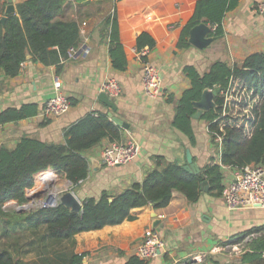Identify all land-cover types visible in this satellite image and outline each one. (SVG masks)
<instances>
[{"label":"crops","instance_id":"1","mask_svg":"<svg viewBox=\"0 0 264 264\" xmlns=\"http://www.w3.org/2000/svg\"><path fill=\"white\" fill-rule=\"evenodd\" d=\"M9 1L0 0V16H7ZM11 1L17 13V6L27 0ZM90 1L95 3H74L65 11L67 19L79 22L81 43L75 55L62 62L61 72H57L56 66L35 61L32 55L27 57L16 77L8 78L0 71V114L27 104L36 105L38 110L37 115L28 119L0 125V148L12 150L27 136L64 143V131L78 120L90 113L112 112L129 125V130L123 129V141H136L140 146L139 155L130 164L111 168L102 162V150L109 144L108 140L86 151L84 156L90 164L88 180L70 190L81 202L87 197H99L103 191L119 194L142 182L154 166L156 156L186 166V152L190 150L200 169L214 163L221 165L223 143L212 142L208 124L201 119L193 120L195 146L172 125L176 103L191 87L184 68L192 66L203 75L215 62L241 63L250 55L264 53V18L258 12L263 0H240L238 7L224 17L223 36L204 50L192 45L178 47L199 0L117 2L120 41L128 61L125 71L113 68L109 41L101 32V24L113 11L114 3ZM142 33L156 41L153 49H144L149 52L145 60L137 51V39ZM143 61L157 68L160 74L162 93L155 98L144 89ZM108 78H115L122 87L121 96L112 100L117 105L116 112L99 100L101 86ZM56 80H61L62 93L69 98L71 109L61 118H45L43 108L57 93ZM169 98L174 102L170 103ZM222 168L225 187L240 177V169ZM34 190L35 187L26 190V204L31 203ZM20 206L11 201L4 209L10 211ZM153 213L160 220L156 231L161 234L165 249L149 264H250L243 261L246 246L264 235V208L229 210L223 195L215 197L209 192L203 193L197 203L189 204L182 193L175 191L167 208L135 209L132 212L135 221L79 234L76 253L89 254L86 264H125L135 256L145 231L152 229ZM236 237H244V241L230 245Z\"/></svg>","mask_w":264,"mask_h":264},{"label":"trees","instance_id":"2","mask_svg":"<svg viewBox=\"0 0 264 264\" xmlns=\"http://www.w3.org/2000/svg\"><path fill=\"white\" fill-rule=\"evenodd\" d=\"M111 1L113 11L104 18L101 32L109 41L113 68L125 71L128 61L116 14V3L122 0ZM74 3L93 5L95 1L27 0L17 6V13L6 16L5 23L1 22L4 16H0V71L14 78L32 55L35 61L56 66L57 72H61L70 50L81 43L79 22L64 16ZM239 3L240 0H199L178 47H191L190 31L201 23L211 26L212 36H223L224 17ZM155 45L156 41L147 33L137 39L138 52L151 50ZM184 74L191 87L176 103L172 125L195 146L192 122L198 110L194 102L201 99L205 90L221 89V95L215 99L216 108L202 113L200 119L208 124L212 142L218 136L223 139L222 166L210 164L200 169L199 174H191L178 162L156 156L154 166L142 182L119 194L103 191L99 197H87L79 213L59 204L23 212L8 211L4 209L8 202L16 201L21 206L27 203L26 190L35 186V176L43 171L53 169L73 186L87 181L90 164L84 153L104 140L122 142L124 130L108 114L90 113L64 131V143L23 137L12 150L0 148V264H27L25 259L29 255L34 256V264H84L89 254L76 253L79 234L135 221L132 214L135 209L167 208L175 191L182 193L189 204L197 203L204 193V182H208L211 195L222 197L223 166L240 169L251 164L264 165V53L250 55L241 63L215 62L203 75L187 66ZM169 101L174 102L173 98ZM37 112L33 104L8 109L0 114V125L28 119ZM243 241L244 237H236L229 244ZM246 249L243 261L264 264V235L249 242ZM125 264H149V261L134 256Z\"/></svg>","mask_w":264,"mask_h":264},{"label":"built area","instance_id":"3","mask_svg":"<svg viewBox=\"0 0 264 264\" xmlns=\"http://www.w3.org/2000/svg\"><path fill=\"white\" fill-rule=\"evenodd\" d=\"M258 12L264 18V0L258 5ZM76 53L75 48L69 52V57H73ZM147 50H142L140 56L146 58L148 55ZM144 62V89L147 95L150 97H157L162 93V83L160 74L157 68L153 67L150 63ZM56 95L48 100L43 108V115L45 118H61L68 114L71 109V102L67 96L62 93V82L56 80L54 82ZM101 92L105 93L111 100L118 99L122 94V87L118 80L115 78L106 79L102 86ZM216 142L222 144V137L218 136L215 139ZM140 152L139 144L134 140L122 141L120 143H109L102 150V162L107 167H118L127 165L136 160ZM53 174L55 180L60 177L59 173L53 169H49L37 174L34 178L35 190L42 188V178ZM86 181H81L77 186H81ZM49 183V184H50ZM47 186L44 187L46 189ZM53 186V185H52ZM74 186V187H77ZM46 192V191H45ZM48 200L54 198V204L33 202L24 206L25 209L40 207V208H52L58 205L59 193L56 194L53 191H49ZM62 193V191H61ZM60 193V194H61ZM223 200L226 207L229 210L248 209V208H264V169L260 165L251 164L244 168H240V177L231 182L223 192ZM35 203V204H34ZM20 207H16L15 210L19 211ZM165 249V242L163 241L161 234L148 228L145 231L144 237L135 252V256L141 260H153L160 256L161 252ZM237 250V248H235ZM264 259V253L262 254Z\"/></svg>","mask_w":264,"mask_h":264},{"label":"water","instance_id":"4","mask_svg":"<svg viewBox=\"0 0 264 264\" xmlns=\"http://www.w3.org/2000/svg\"><path fill=\"white\" fill-rule=\"evenodd\" d=\"M16 10L12 4V1H9V6L6 9V14L11 15L15 14ZM6 16H4L1 20L2 23H5ZM211 27L206 23H201L194 28L191 29L190 35H189V43L199 49L204 50L205 48L209 47L211 44H213L219 37L211 36ZM222 90L216 89V90H205L202 94V97L199 101L194 102V107L198 110V112L194 115V119H200L202 116V113L208 112L212 109L216 108V102L215 99L221 95ZM99 100L112 109L113 112H116L117 105L115 102H113L105 93H101L99 96ZM109 118L120 128L124 130H129V125L125 123L120 118L114 116L112 112L108 114ZM187 157V165L184 166L186 170H188L191 174H199L200 168L197 166L196 163H194L193 156L190 152V150H187L186 152ZM210 190L208 182L203 183V192L208 193ZM44 188H40L37 191H34L33 198L31 200H36L40 195L44 193ZM58 204L63 205L67 208H69L72 212L79 213L82 208L83 204L82 202L76 197V195L72 191H67L63 194H61L58 198ZM24 205L21 206V209L19 212L24 211ZM152 230H156L158 225L160 224V220L157 217L156 213L152 214ZM86 258L84 259V264H86Z\"/></svg>","mask_w":264,"mask_h":264},{"label":"rangeland","instance_id":"5","mask_svg":"<svg viewBox=\"0 0 264 264\" xmlns=\"http://www.w3.org/2000/svg\"><path fill=\"white\" fill-rule=\"evenodd\" d=\"M53 184H49V186L46 188V189H44V191H46V192H44L42 195H40L36 200H31V203H33V202H42V203H47L48 202V196H49V191H53L54 193H56V194H58L59 193V196L61 195V194H63V193H65V192H67V191H70L72 188H79V187H81V186H77V187H74L70 182H68L64 177H62V176H60V177H58L57 178V181H54V182H52ZM53 185V186H52ZM35 187V186H34ZM34 187L32 188V189H34ZM61 191H62V193H61ZM61 193V194H60ZM33 195V194H32ZM31 198H33V196L31 197ZM30 202L28 203V204H26V205H29V204H31ZM35 204V203H34ZM26 205H24V206H26ZM36 206V204L34 205V207L33 208H36L35 207ZM32 208V209H33ZM24 211H26L25 209H24ZM25 262H27V264H34L33 262H34V256L33 255H29V256H27L26 257V259H25Z\"/></svg>","mask_w":264,"mask_h":264},{"label":"bare ground","instance_id":"6","mask_svg":"<svg viewBox=\"0 0 264 264\" xmlns=\"http://www.w3.org/2000/svg\"><path fill=\"white\" fill-rule=\"evenodd\" d=\"M52 180H55V177L53 174H49V175L43 177L42 181H41V184L43 185L42 188L47 186L50 183V181H52ZM48 202H49V204H54V198H50L48 200Z\"/></svg>","mask_w":264,"mask_h":264}]
</instances>
